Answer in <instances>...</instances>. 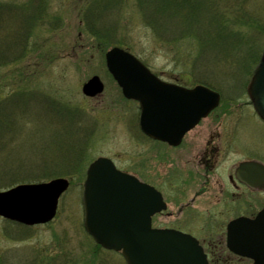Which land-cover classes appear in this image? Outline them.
<instances>
[{"label":"rangeland","instance_id":"rangeland-1","mask_svg":"<svg viewBox=\"0 0 264 264\" xmlns=\"http://www.w3.org/2000/svg\"><path fill=\"white\" fill-rule=\"evenodd\" d=\"M29 1L0 0L18 9V14L9 10L12 15L3 16L0 27V191L56 178L70 180L71 186L48 225L28 228L0 218V264H126L119 253L98 247L84 229L83 185L99 157L148 182L157 165V184L168 203L167 213L156 218L157 228L176 227L181 205L203 183L193 177L180 201L164 185L163 162H154L150 140L139 127L138 103L124 98L107 69L105 55L113 47L129 51L166 82L203 85L221 94L219 108L190 134L189 144L220 135L234 143L236 164L264 162V124L246 93L264 53V0H213L219 18L228 22V43L206 51L199 47L200 36L185 28L179 27L187 35L169 28L168 39L158 36L136 0L107 2L101 20L91 27L95 36L86 30L92 22L84 16L92 0H39L44 5L39 20L35 10L21 9ZM25 16L33 28L21 33ZM108 34L111 42L101 39ZM93 76L100 77L105 90L87 98L82 87ZM198 143L178 159L173 155L175 164L166 168L171 185L181 186L178 179L188 165L180 155L189 156ZM253 199L255 214L263 208L264 194ZM195 205V211L205 210L210 202ZM200 241L210 264H252L234 257L226 239Z\"/></svg>","mask_w":264,"mask_h":264},{"label":"water","instance_id":"water-1","mask_svg":"<svg viewBox=\"0 0 264 264\" xmlns=\"http://www.w3.org/2000/svg\"><path fill=\"white\" fill-rule=\"evenodd\" d=\"M109 72L123 95L140 103L142 131L177 145L183 136L219 106L220 95L206 87L188 90L155 77L130 53L113 48L106 54ZM104 85L94 76L83 86L88 97L102 94ZM248 94L264 120V53L252 74ZM252 173L245 181L264 188V165L249 162L239 173ZM67 180L21 185L0 193V216L32 226L56 216ZM85 227L98 244L121 251L127 264H208L198 241L173 231L152 230L151 217L166 208L161 195L133 176L118 171L101 158L93 163L84 185ZM228 247L236 254L264 264V210L255 220L241 218L229 226Z\"/></svg>","mask_w":264,"mask_h":264},{"label":"flooded vegetation","instance_id":"flooded-vegetation-1","mask_svg":"<svg viewBox=\"0 0 264 264\" xmlns=\"http://www.w3.org/2000/svg\"><path fill=\"white\" fill-rule=\"evenodd\" d=\"M200 124L188 133L177 146L155 140H150L149 142L152 150L151 156L154 162L157 160L163 162L160 170L166 172L167 181L165 179L163 180L164 185L170 189L173 197L178 198V201H180V196L183 194L182 188L184 189V186L191 183L193 177H198L197 184L203 182L186 205H181L179 212L182 219L180 218L177 222L174 221L177 224L176 227H165L163 229L176 230L191 235L199 241L201 238L227 240L229 236L228 227L231 222L241 217H255L256 213H253V196L264 194V189H254L245 182L249 176H252V173H238V171L244 163L252 160H241L236 164L234 153L236 147L234 143L228 142V140L220 135L207 136L205 141L202 140V145L196 142L198 143L196 151L189 153V151L186 150L189 156H187L185 152L180 155L183 158L186 157V166L188 165V167L184 169L186 170V174L184 175L182 172L180 179H178L181 181V184H179L181 186L171 185L173 181L167 176L166 168L169 166L172 168V165L175 164V162H172L174 160L173 155H177L175 159H178V155L182 150L186 148L189 150L194 147L196 143L191 142L189 144L188 140L191 138L190 134L193 132L195 133L197 128L200 127ZM261 163L264 164V162ZM156 170L157 165L155 166V171L152 172V179L149 182L139 179L160 191L167 203L164 193L160 190L159 184H157L158 177ZM205 199L210 202V206L205 210L199 209L198 207L197 211H195V206H199L195 204L199 201L202 203L207 202ZM162 214L163 213H159L152 217L151 221L153 228H157L155 226L156 218L162 216ZM172 215L174 216V214H171V216ZM203 247L204 250H206L205 246ZM206 254L209 260V255L208 253ZM232 255L236 258L239 257L234 253H232ZM239 259L245 258L239 257ZM246 260L253 264L252 260Z\"/></svg>","mask_w":264,"mask_h":264},{"label":"trees","instance_id":"trees-1","mask_svg":"<svg viewBox=\"0 0 264 264\" xmlns=\"http://www.w3.org/2000/svg\"><path fill=\"white\" fill-rule=\"evenodd\" d=\"M119 1L120 0H92L90 2L88 8L85 10L84 16L92 22V25L90 24L86 27V30H88L91 35L95 36L91 27L95 25L96 19L99 21L101 20L100 11L106 8V3L109 2L111 5L116 2L119 4ZM136 2L143 18L145 19V23L148 27L154 30L158 36H165L166 38L168 32L167 29L172 28L178 30L179 27H181L192 33H197L200 36L201 42L199 43V47L202 51L214 50L222 47L226 48V43H228L226 41V37L228 36L226 32L229 30L227 25L228 22H222V19L219 18V11H217L216 6H213V0H136ZM28 3L30 4H24L21 6V9L27 8V14L28 12L35 10L37 15L34 16V19H41L40 14H42L41 11L44 10V5L42 6V3H40L39 0H31ZM13 8L14 7L10 5H5V7L0 5V27L2 25L3 16L8 14L12 15L14 10L18 14V9L13 10ZM11 9L12 12H8ZM29 17L32 16L29 14ZM26 19V16L25 18L20 19L22 22V26H20L21 33L24 32L23 30L28 33L33 28V20L31 21L32 23H28ZM182 30L183 29H179L178 32L180 33ZM187 32L188 31H182L185 35H187ZM230 33H232V31H228V34ZM101 39H107L108 42H111L109 34L101 37ZM257 58L258 57L255 59ZM63 108L68 109L67 107ZM69 151H71V147L67 150V152Z\"/></svg>","mask_w":264,"mask_h":264}]
</instances>
